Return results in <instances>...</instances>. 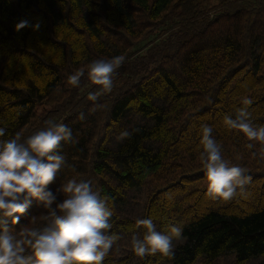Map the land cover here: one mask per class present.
<instances>
[{"label":"trees","instance_id":"obj_1","mask_svg":"<svg viewBox=\"0 0 264 264\" xmlns=\"http://www.w3.org/2000/svg\"><path fill=\"white\" fill-rule=\"evenodd\" d=\"M210 2L0 0L2 139L20 133L23 141L49 122L65 124L75 142L56 150L66 165L49 186L54 192L71 178L91 181L113 209L110 233L122 236L143 228L116 208L127 190L151 184L144 219L159 231L183 228L170 258H119L112 248L103 264H214L228 254L238 264H264V154L222 122L251 99L250 119L264 126V0ZM21 20L29 26L16 31ZM119 55L125 60L112 90L96 101L87 97L99 86L86 76L79 87L68 83L91 62ZM131 115L140 122L129 123ZM202 124L213 127L223 157L245 169L243 191L232 200L206 194ZM124 131L130 135L112 147L110 138ZM46 214L33 200L21 224L9 218V227H42Z\"/></svg>","mask_w":264,"mask_h":264},{"label":"clouds","instance_id":"obj_2","mask_svg":"<svg viewBox=\"0 0 264 264\" xmlns=\"http://www.w3.org/2000/svg\"><path fill=\"white\" fill-rule=\"evenodd\" d=\"M28 26V21L21 20L15 28L19 31ZM32 27L38 30L39 24ZM124 60L123 55L95 60L86 66L87 72L81 69L69 75L68 83L79 87L86 76L99 86L87 97L96 101L98 94L112 90L113 73ZM251 103V99H244V107H238L234 115L225 114L222 122L228 130L241 133L250 142L248 148L255 146L252 141L258 143L264 154V126L250 119L247 106ZM5 132L0 127V264H103L120 239L118 234L110 233L114 213L107 200L100 197L89 180L68 179L55 192L49 187L66 165V157L56 154V150L61 142H75L72 130L65 124L49 122L45 129L23 141L20 133L2 139ZM212 133L211 125H200L198 159L204 170L206 194L214 201H229L243 191L248 177L244 168L231 165L223 157L222 145ZM120 135L126 138L130 133ZM58 193L64 195L59 202ZM33 200L47 210L41 217L43 226L11 229L9 218L11 224L20 225L21 215ZM136 224L143 228L142 236L134 233L130 240L136 257L144 260L158 255L164 259L174 254L173 241L181 237V225L159 231L151 217Z\"/></svg>","mask_w":264,"mask_h":264},{"label":"rangeland","instance_id":"obj_3","mask_svg":"<svg viewBox=\"0 0 264 264\" xmlns=\"http://www.w3.org/2000/svg\"><path fill=\"white\" fill-rule=\"evenodd\" d=\"M221 0H211V4L215 5L219 3ZM128 120L129 123L135 124L140 122V118L138 116L131 115ZM111 140V146L117 147L120 143H122V137L121 135L112 136L110 138ZM105 183L108 181L103 180ZM155 191L154 186H151V184L147 185L146 187L140 189V190H127L126 191V202L123 205H119L116 208V211L119 215H121L123 218H127L130 220H141L144 219L146 210L148 209V204H150V198L152 193ZM136 233L140 236L143 235L142 232H132L130 234H123L122 236H119L120 239L116 244L113 246L115 251V256L119 258L124 257H133L135 260L139 257H136L133 251L131 250L130 240L131 236ZM183 239H176L173 241L174 248L177 244L183 243ZM140 259V258H139ZM203 261H199L198 264H202ZM260 259H254L250 261L247 264H260ZM214 264H238L237 259L235 255L228 254L224 255Z\"/></svg>","mask_w":264,"mask_h":264}]
</instances>
